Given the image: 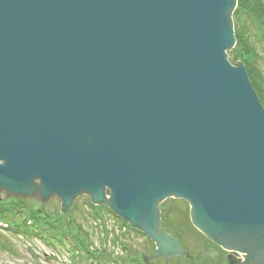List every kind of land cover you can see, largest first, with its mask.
I'll return each mask as SVG.
<instances>
[{"label":"water","instance_id":"water-1","mask_svg":"<svg viewBox=\"0 0 264 264\" xmlns=\"http://www.w3.org/2000/svg\"><path fill=\"white\" fill-rule=\"evenodd\" d=\"M237 0H0V190L84 194L191 257L161 226L169 197L264 264V107L233 66Z\"/></svg>","mask_w":264,"mask_h":264},{"label":"rangeland","instance_id":"rangeland-1","mask_svg":"<svg viewBox=\"0 0 264 264\" xmlns=\"http://www.w3.org/2000/svg\"><path fill=\"white\" fill-rule=\"evenodd\" d=\"M244 22L248 25L245 34L249 37V41L246 45H252L251 39L257 45L258 48L254 46L251 49L254 55L259 56V59H261L260 63L264 72V40L260 39L258 29L249 16L244 18ZM233 57V54H230V58ZM254 60L256 61L255 58ZM23 198L28 203L26 210L42 211L41 209H44L50 213V215H47L51 217L56 214L60 207V200L56 196L45 202H42L38 197ZM89 199L90 197L87 194L77 197L68 212V220L72 219V223H74L76 230L80 232L82 237L85 238L82 234L83 231L89 234L88 244L92 250L91 252L95 254L90 257L93 258L94 262H96L98 256L103 255L104 258L99 259V264L108 263L109 260L112 261L111 264H119V262L123 264H144L145 262L142 263L144 257L155 252V245L145 235L129 230L126 226L124 228L122 223L118 222L109 212L106 205L102 204L100 209L104 217L100 215L96 217L94 208L88 204ZM6 202H11L10 194L0 190V203ZM161 210L162 228L169 233H173L181 242L183 241V248L193 254L194 261L172 259L169 263H166L163 257L150 259V264H206L207 260L211 264H225L222 257L223 252L212 247L191 226L188 214L189 208L186 204L171 199L161 205ZM1 242H5V244H1ZM60 250L47 245L40 239L29 240L22 236L0 235V264H71L70 259H74L73 251L70 252L64 248ZM80 256L84 258V253ZM83 258L76 257V261L82 264L85 261H83ZM159 259L164 263L158 261Z\"/></svg>","mask_w":264,"mask_h":264},{"label":"trees","instance_id":"trees-1","mask_svg":"<svg viewBox=\"0 0 264 264\" xmlns=\"http://www.w3.org/2000/svg\"><path fill=\"white\" fill-rule=\"evenodd\" d=\"M239 3H240V8L242 10L246 11L251 16V18L253 19V24L255 25V23H258V25H255V26L258 27L259 30H260V28H263L264 27V0H239ZM242 36H243V34H242V32H240L238 45H237L235 51L233 52L234 53L233 58H234V60L243 59L245 61V63L248 66L250 76L254 82V86L257 89V91H258V93H259V95H260V97L264 103V85L261 88H259L256 85V81L261 78V76L259 74V72H260L259 70H261L262 67H261V65H259V63L258 64H255V63L251 64L249 62L250 46L251 45H246L242 40ZM251 44L256 47V44L253 42L252 39H251ZM0 211L5 217H12V219H11L12 221H14V219L16 217V211L18 213L20 212L19 209H16L14 207H10V203H8V202L0 203ZM7 214H10V215L7 216ZM13 223L15 224V222H13ZM6 233L7 234H13L12 231H5V232L0 231V235H2V236H4ZM85 236H88V235L85 234ZM205 263L211 264V262L209 260H207V262H205Z\"/></svg>","mask_w":264,"mask_h":264}]
</instances>
